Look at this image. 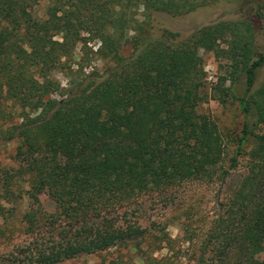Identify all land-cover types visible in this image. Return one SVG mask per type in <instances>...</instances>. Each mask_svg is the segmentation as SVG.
<instances>
[{
	"label": "trees",
	"instance_id": "obj_1",
	"mask_svg": "<svg viewBox=\"0 0 264 264\" xmlns=\"http://www.w3.org/2000/svg\"><path fill=\"white\" fill-rule=\"evenodd\" d=\"M41 1L44 17L35 10ZM218 1L0 0V120H20L3 131L6 141L18 142V167L0 179V238L14 235V213L4 202L25 194L31 200L18 252L0 264L89 257L99 261L82 264H178L175 240L132 222L133 206L188 182L225 183L249 145L247 173L220 203L193 264H260L254 252L264 246V82L256 83L264 53L256 52L254 23L218 21L183 40L169 30L154 36L148 27L155 12L181 17ZM81 33L100 42L97 55L108 61L102 73L67 65ZM202 51L224 61L212 98L226 104L232 96L243 116L228 168L218 124L198 110L205 100ZM59 69L69 73L66 91L48 79ZM241 82L246 92L238 96ZM16 179L28 184L25 194L12 189ZM43 193L53 212L42 207Z\"/></svg>",
	"mask_w": 264,
	"mask_h": 264
},
{
	"label": "rangeland",
	"instance_id": "obj_2",
	"mask_svg": "<svg viewBox=\"0 0 264 264\" xmlns=\"http://www.w3.org/2000/svg\"><path fill=\"white\" fill-rule=\"evenodd\" d=\"M47 1H41L35 8L36 13L44 17ZM263 5L262 13L264 14V0H219L217 3L199 8L193 13L181 17H174L166 13L155 12L152 14L149 29L154 36H161L165 30L178 33V40L189 37L198 28L218 22V21H235L243 18L251 19L256 29V52L264 53V16L259 17L257 7ZM143 20V17L139 18ZM130 37L134 34L131 31ZM81 41L78 43L72 59L67 65L72 66L76 72L83 68L85 74L100 72L102 73L108 64L97 55L100 47L99 41H90L89 35L80 34ZM131 52L130 47H125L121 54L128 56ZM204 61L205 76L204 92L205 100L199 107V112L208 114L218 124L219 130L224 138L225 154L223 166L228 168L232 157L235 156L236 142L235 137L240 133L243 126V116L239 110V103L231 96L227 99L226 104L212 98L213 89L219 83L220 77L225 75L224 61L221 63L213 53H201ZM66 71V72H65ZM65 70H55L48 74V79L54 80L61 84V88L68 89L69 73ZM70 75L72 76L73 73ZM74 77V76H72ZM264 82V66L258 71L256 88H259ZM229 86V84H227ZM244 82L236 84L234 91L238 96H243L246 92ZM66 93L55 95L57 99ZM217 94V92H216ZM20 120L13 119L9 121L0 120V179L6 169L17 168L18 164L14 159L17 141H6L3 138V131H6ZM252 145H249L244 155L239 157V166L231 172L230 177L225 183L215 181L188 182L175 189L147 195L139 200L132 208L134 219L139 221L144 227L153 231L156 235H161L163 229L172 239L175 240L174 256L178 264H193L198 256L201 243L204 241L212 223L216 219L221 208L220 203L230 196L232 190L236 187L240 178L247 173L248 153ZM12 189L16 193L25 194L28 190V184L20 180H14ZM22 190V191H21ZM1 193V188H0ZM31 200L25 194L21 201L4 202V205L13 210L14 216L8 218V224L12 225V234L7 231L5 238H0V262L5 256L12 253L16 255L18 245L22 243L20 230L22 225L20 221L22 215L28 209ZM42 207L47 212L55 210L54 202L46 193L40 195ZM132 214V213H130ZM2 223V220H0ZM167 251H162L158 256L166 255ZM133 255V254H132ZM257 263L264 264V246L259 247L254 252ZM99 261L97 257L84 258L71 264H82L84 261Z\"/></svg>",
	"mask_w": 264,
	"mask_h": 264
}]
</instances>
